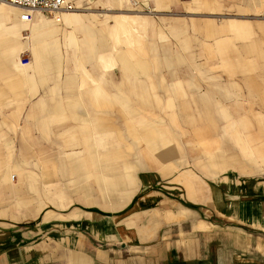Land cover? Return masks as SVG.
I'll list each match as a JSON object with an SVG mask.
<instances>
[{
    "label": "crops",
    "instance_id": "1",
    "mask_svg": "<svg viewBox=\"0 0 264 264\" xmlns=\"http://www.w3.org/2000/svg\"><path fill=\"white\" fill-rule=\"evenodd\" d=\"M66 2L0 4V264H264V0Z\"/></svg>",
    "mask_w": 264,
    "mask_h": 264
},
{
    "label": "built area",
    "instance_id": "2",
    "mask_svg": "<svg viewBox=\"0 0 264 264\" xmlns=\"http://www.w3.org/2000/svg\"><path fill=\"white\" fill-rule=\"evenodd\" d=\"M104 12H112L113 8L110 0H101ZM0 4H6L21 9V20L31 22L36 13H40L50 21L59 23L62 20L63 11H72L74 7L66 2V0H0ZM32 60L31 57H18L20 64H28Z\"/></svg>",
    "mask_w": 264,
    "mask_h": 264
}]
</instances>
